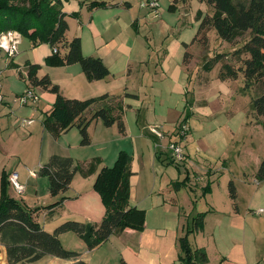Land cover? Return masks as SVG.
Returning a JSON list of instances; mask_svg holds the SVG:
<instances>
[{
	"label": "crops",
	"instance_id": "obj_1",
	"mask_svg": "<svg viewBox=\"0 0 264 264\" xmlns=\"http://www.w3.org/2000/svg\"><path fill=\"white\" fill-rule=\"evenodd\" d=\"M95 1L106 3L107 7L91 9L90 3ZM132 1L63 0V11L68 15L66 18L69 25V30L67 31L68 40L71 41L76 37L80 38L84 56L98 57L103 60L111 72L104 80L89 81L79 64L65 67H48L45 64V60L54 53V49L49 44L33 46L31 41L30 43L27 42V44L21 42L20 46L24 45V47L22 51L21 47H19V53L14 58H9L6 54H4L5 56H0L2 62L5 63V66L2 65L0 67V80L5 96L3 104L0 105V176L3 171H6L8 175L14 172L18 173L20 182L26 186V193L19 195V197L15 196L16 192L10 187L9 194L11 197L25 203L29 208L45 207L59 201L60 196H51L49 185L46 192L44 191L46 195H44L43 190L40 191L37 188L38 182L41 181L39 179V171L49 161L51 156L60 155L65 157L69 155L59 151L64 149L59 144L61 139L56 140L58 142L56 145L58 146H53L55 140L47 132L42 123L45 114L51 112L56 102V94L41 88H35V92L40 97L38 104L21 106L14 101L15 97L23 94L28 88L26 81L28 73L27 64L40 65L39 77L48 75L52 82L59 86L61 94L66 98L87 100L105 94L110 96H125V94L137 96L123 98L125 106H129L125 110V115H122L125 134H121L117 124L107 128L112 130L117 127L118 133L124 137H128L131 134L133 143L130 145L131 149H128V151H132V154L126 151L132 156L131 169L133 176L130 179V207H137L146 211L147 222L145 229L143 231L126 229L120 234L111 236L107 242L92 251L88 249L85 242L75 233H64L59 237L62 245L69 251L79 253L80 256L78 258L67 260L48 256L38 262L28 264H78L79 262H85V264H175L178 254H173L174 248L170 246L167 240L170 232L163 224H159L158 221L151 219V215H157L158 217L160 212L167 211L170 205L173 204L178 207L180 212L179 216H182V218L188 216L187 214H194L193 216H195V214L206 213L204 229L200 232L190 234L189 241L193 248L206 250L209 258L207 264H264V182H259L256 178L259 166L264 157H255V168L252 172H249L247 166L231 172L230 165L232 156L228 154L230 157H226L224 166L220 169L222 176L228 175L226 178V187H224L225 182L222 184L224 195L219 194L216 189V183L214 182L204 192L202 196L204 198H199L198 195L202 191H205V187L202 190L199 187L198 189L196 187V189L190 187L188 185L190 177L187 175L184 184L188 186V192L194 196H192V202L189 200L190 204L185 206L184 203L176 199L174 193L172 194L170 192L171 181L167 183V187L164 189L163 184L158 182L157 177L149 176L148 181L146 180L147 195L144 197V201H138V192H141V188L144 186V181H142L140 174L144 168H148L145 162V155L140 153L138 141L146 137L153 139L155 151L154 165L157 166L156 170L158 169L161 173L164 171L162 166L158 164L160 161L165 165L172 163L179 174L182 173L181 167H183L179 166L181 163L176 162L172 154L170 155L171 152L169 153L167 147H165V140H167L168 133H165L166 139L161 140L147 132V125L152 124L151 122H147V116L149 119L151 110L149 109L145 115H142L144 102H146L145 99L143 100V96L147 95L143 88L148 87L153 81L154 72L158 74V72L161 73L163 71L166 74V76L162 74L165 81L171 80L173 83L171 94L187 97L191 93L190 80L196 68H194V65L198 63L196 62L197 58L190 51L197 44L194 41L196 36H194L190 43L187 39L176 37L168 45H165L170 39V36H155L156 34L154 32L153 36H148V39L153 38L155 46L163 45L164 48L163 53L161 55L158 54L157 62L151 59L154 54L152 50H147L146 52L136 51L134 45L129 44L130 36L128 39L126 36L122 37L123 31L119 28V24L125 16L127 20L126 24L129 27H136V25L139 26L140 24V19L143 14L140 16L139 13L137 15L135 13L124 15L129 14L135 8H133L134 3ZM157 1L159 3L158 10H160L163 8V0ZM168 1L171 5V0ZM143 3L144 0L139 1L142 9L140 10L141 13H144L146 9V7L143 8ZM147 8L151 11L149 7ZM73 13H78L79 17H72L71 14ZM153 14L154 12L150 14V17ZM22 37L21 41H23ZM185 44L188 45L187 48ZM178 53H183V61L181 64H176L173 67L171 59ZM186 53L191 55L188 64L185 63ZM11 73L18 74L20 79L25 82V86L19 90L16 89L15 79H12V77L9 78ZM210 73L205 72L206 75ZM147 74L149 78H147ZM169 75L171 76L168 77ZM121 77L125 78V81L120 86ZM201 78H204L207 82L202 83L197 81L199 84L207 85L209 83V78L204 76H201ZM149 87L152 88V86ZM194 103L195 101L190 103V105L193 107ZM200 105H207V103L206 101H201ZM200 111L202 113L204 112V110ZM128 112L135 113L137 117L136 126L133 121L131 122V119L129 121ZM230 113L232 115L234 114V112ZM184 114L181 119H185ZM203 114L206 115L204 116L206 119L211 118L208 117L210 112ZM23 119H32L33 123L28 126H23ZM181 119L177 122V129L181 124L186 123L184 122L186 120L183 121ZM263 120L262 124H264ZM186 124L190 127L189 139L192 138L191 135L194 129L197 131L205 130L203 125L194 119H189ZM243 124L244 126L250 124V127L254 125L249 122V119L244 120ZM73 129L63 134V136L69 134ZM134 130L137 131V136L133 134ZM229 130L234 133L231 129ZM101 132L105 133L106 130L101 129ZM34 138L35 143L30 144L32 141L30 139ZM169 138L170 142L174 140L171 139V136ZM188 138L186 140L187 143L185 142L187 144V151H189L188 144H190ZM37 139L40 140L39 149H36ZM25 143L29 146H24L23 150H21V145H25ZM107 143H109L108 140L103 142V145L105 146ZM116 143L117 141H113V145L110 147L111 158L113 157L112 163H107L103 157H96L101 159V164L98 167L99 170L103 167H113L120 152L125 151L121 147H118ZM17 144L18 146L16 148ZM195 146L197 145L193 142V145L190 146L192 148L191 152L196 151L197 153L202 151L198 147L194 149ZM231 152L234 155L236 154V151ZM34 155L37 156V159L35 163H32ZM164 155L167 156L170 162L165 161L167 159ZM73 159L76 161L75 158ZM76 162H79L82 167L86 168L91 160H77ZM195 163H192V165ZM198 170L200 171V168ZM97 174L98 172L89 177H84L80 172L76 173L70 190L64 195L67 199L62 205L57 208L43 209L39 212V221L47 232L53 233L58 226L66 221H78L82 223H100L102 221L106 213V208L102 203L100 195L94 189ZM199 174V172L196 173L197 178L194 181L198 186H203L201 180L198 178ZM171 180L174 182L181 180L180 175L172 177ZM230 182L235 184L237 190L236 201L230 198ZM30 184L35 186V192L30 191ZM213 194L220 195L222 199L220 201L215 199ZM43 195L44 197L50 196V203L45 204L46 201L44 205H40V198ZM146 201H149L150 205H146V209H144L142 207H144ZM217 201L221 204H218ZM209 219H213L214 227L212 228L208 226ZM184 228L183 224L180 236L185 233ZM180 236H178L179 239L181 238ZM193 241L197 242L196 246L192 243ZM175 244L177 245V240ZM211 251L216 252V254L212 255ZM0 264H9L7 250L1 242Z\"/></svg>",
	"mask_w": 264,
	"mask_h": 264
},
{
	"label": "trees",
	"instance_id": "obj_2",
	"mask_svg": "<svg viewBox=\"0 0 264 264\" xmlns=\"http://www.w3.org/2000/svg\"><path fill=\"white\" fill-rule=\"evenodd\" d=\"M148 1V0H147ZM214 8V15L203 17L199 31L194 39L200 41L204 48L209 45L207 34L198 36L207 29H214L218 37L232 42L243 34L249 33L250 39L236 51L237 55L246 54L244 66L235 70L231 65L222 64L218 78L222 81H236L239 74L245 77V90L252 81L264 75V0H199ZM179 0H171L170 12H176ZM107 7L104 2H91L90 8ZM79 17L78 13L71 14ZM67 13L63 11V0H0V33L14 30L26 36L33 46L49 44L54 53L48 56L45 64L48 67H65L79 64L89 81L104 80L110 75L101 58L86 57L83 54L81 39L76 37L69 41L66 21ZM187 48L188 45L185 44ZM55 49L57 52H55ZM191 55L185 54V63L190 62ZM223 54H217L207 61L203 68L212 72L221 63ZM26 81L27 89L41 88L56 94V102L49 114H45L42 123L47 132L55 139L78 128L81 145L89 146L91 137L89 127L95 120H101L106 127L118 125L121 134H125L122 119L126 108L123 98L137 97L110 96L108 94L87 100L70 99L61 94L58 85L46 75L39 77L40 65L28 63ZM16 67V66H15ZM253 107L258 116L264 119V93L256 97ZM100 158H94L86 168L71 157L53 155L40 168L39 175L49 179V190L53 197L60 196L55 204L45 207L29 208L9 194L10 181L8 173L1 175L0 194V242L7 250L9 264L35 263L51 256L61 259H76L79 253L69 251L61 243L60 235L75 233L85 242L90 251L107 242L111 236L120 234L126 229L143 231L147 222L145 210L130 207L132 156L121 151L113 167H103ZM80 172L89 177L98 172L94 183L95 191L100 195L106 208L100 223H82L66 221L53 233L47 232L39 221V212L43 209L57 208L67 199L64 196L71 188L74 176ZM257 181L264 182V159L256 174ZM185 183V181H184ZM178 184V183H177ZM229 194L233 201L237 199V190L233 182L229 183ZM206 213L198 214L193 219V227L187 229L186 235L179 239L183 264H207L209 258L205 249L193 248L189 236L204 229ZM78 264H85L79 262Z\"/></svg>",
	"mask_w": 264,
	"mask_h": 264
},
{
	"label": "rangeland",
	"instance_id": "obj_3",
	"mask_svg": "<svg viewBox=\"0 0 264 264\" xmlns=\"http://www.w3.org/2000/svg\"><path fill=\"white\" fill-rule=\"evenodd\" d=\"M139 1L140 0L132 1L134 3L133 8H135L129 14H124L130 15L131 13H135L137 15L139 13V16L143 14L142 18L140 19L139 26L136 25V27H129L126 24L127 20L125 16L123 21L119 24V28H121L123 31L122 37L126 36L128 39V37L130 36L129 44L134 45L136 51L146 52L147 50H152L154 54L151 59L152 61L156 62L158 61V54L161 55L164 51V48L163 45L155 46L153 38L148 39V36H153L154 32L156 34L155 36H170V39L165 45H168L176 37H180V39H187L190 43L199 31L202 18L206 16L211 17L215 12L213 7L207 5L206 3L200 2L199 0H179V9L176 12H170L168 8L170 7L169 1L163 0V8L158 10L160 11L159 14L157 11L156 13L154 12V14L150 17V14H152V10L150 9L151 11H149V9L144 6L143 8L146 7L145 12L141 13L140 10L142 9ZM145 16L146 18H144ZM205 34H207L209 39V45L207 46V48H204L202 43L198 41V43L194 45L190 50L191 53L197 58L196 62L198 64L194 65V68H196L193 73L192 79L190 80L191 93L188 94L187 97L177 94H171V87L173 86V83L171 80L165 81L164 76H166V74L163 71H161V73L158 72V74H156V72L153 73V81L149 85L152 86V88H150L148 85V87L143 88L147 95L143 96V100L145 99L146 102H144L142 115H145L149 109L151 110L149 119L147 116V122H151L152 124H150L149 126L147 125V132L154 136L150 132V128L157 127L164 133H168V137H166V135L164 134L167 138V140H165V147H167V150L170 142V136L172 137L171 139H179V142L182 144L185 151L186 158L184 161L179 162L181 163L179 164V166H183L181 167V174H179L178 170L172 163H169V166V164L165 165L162 162L164 164L163 165L161 161L159 163L157 162L163 168L164 172L161 173L158 169L156 170L157 166L154 165L155 151L154 143L152 141L153 139H151L150 137H146L143 140L141 139V141H138L140 153H143V155H145V162L148 166V168H144L140 174L142 181H144V186L143 188H141V192H138L139 202L144 201V197H146L147 195L146 192H148V190L146 188V182L148 181L147 179L149 176L157 177L159 180L158 182L160 184H163L164 189L167 187V183L171 181V186L169 188L170 192L172 194L174 193L176 199L184 203L185 206L189 205L190 202H192V196H194L190 192H188V186H185L184 184L187 175H189L190 177V182L188 183L190 187H193L194 189H198L199 187L200 190L205 187V191H202L203 193L201 192L200 195H198L199 198L203 196L204 192H206L208 187L211 186V184H213L214 182L216 183V189L219 194L224 195L225 193H223L222 184L225 182L224 187H226V178L228 177V175L222 176L220 169H222V167L224 166L226 157L232 156L230 165L231 172L237 171L245 166L248 167L249 172H252L255 168V157H264V124H262L263 118L261 119V117L257 115L252 102L256 97L264 93V75L260 79L252 81L249 85L248 90H245L246 80L242 72L239 74V79L236 81L223 82L222 80L218 79L222 64L231 65L235 70H240V68L244 66L243 60L249 58V56L246 54L237 55L236 51L242 48L245 42L250 39V34H243L232 42L221 40L214 29H207L205 32L199 34L198 36H204ZM22 40L23 41L21 42H24L26 44L27 42L30 43L29 38L26 36H23ZM19 47H21L22 51L24 45ZM2 52L3 51L0 52V56H5V53ZM217 54H223L221 63H218V66L210 74L206 75V71L204 70L203 65L207 61L214 58ZM182 61L183 53H178L171 59L173 67L176 64H181ZM2 65L5 66V63L0 59V67ZM170 76L171 75H169L168 77ZM201 76L209 78V83L207 85L199 84L197 82H207L204 78H201ZM10 77H12V79H15L16 89L19 90L23 86H25V82L20 79L18 74L11 73L9 78ZM147 78H149V76ZM124 81L125 78L121 77L119 85H123ZM194 101L195 103L192 107L190 103H193ZM201 101H206L207 105H200ZM200 110H204L203 113L210 112L208 117L211 118L206 119L204 117L206 115L203 114ZM230 112H234V114L232 115V113ZM183 113H185V119H181ZM214 116L215 118H213ZM128 118L129 121L131 119V122L133 121V123H135V126L137 125V117L135 113L128 112ZM179 119L183 121L186 120L184 121L186 123L189 119L197 120L203 125V128L205 129L203 131H197L195 129L193 130L191 135L192 138H188V141L190 143L188 144L189 151H187V144H185L186 141L183 142L182 137L178 133L179 128L177 129L176 127V125H178L177 122L179 121ZM247 119H249V122L251 124H254L252 127H250V124L244 126L243 121ZM101 129H105L106 132L102 133ZM229 129L234 131V133L230 132ZM89 133L92 140V143L89 146L81 145V135L78 128H74L73 131H71L67 135H62L59 144H61L64 149L59 151L65 153L66 155H69L65 157L75 158L76 161H92L96 157H103V159L107 163H112L113 157L111 158L110 147L113 145V141H117L116 145L127 152H129L128 149H131L130 145H132L133 143L131 134L128 137L121 136L118 133L117 127L116 129L110 130L105 127L101 120H95L91 123L89 127ZM133 134L137 136L138 133L136 130H134ZM30 140H32L30 144L35 143V138ZM107 140L109 141V143L104 146L103 142H106ZM39 142L40 140L37 139L36 149H39ZM54 142L55 143L53 146H58L56 145L58 144V142H56V140ZM193 142H195L197 145L194 147V149L198 147L200 150H202L201 152H191L192 148L190 146L193 145ZM17 146L18 144L16 145V148ZM21 146V150H23L24 146L28 147L29 145L25 143V145L22 144ZM231 151H236V154L234 155ZM131 152L129 153L132 154ZM171 154L172 153H170V155ZM228 154H230V156H228ZM35 156L36 155H34L32 163L36 162L37 156ZM82 158L83 160H81ZM188 159H190L189 162ZM165 161L170 162V160L168 159ZM192 163L195 164L192 165ZM195 165L197 166L195 167ZM198 168H200V171L198 170ZM197 172L200 173L198 178L201 180V184L203 186H198V184L194 181V179L197 178ZM177 175H180L181 180H177L176 182L171 180L172 177H176ZM39 179L41 181L38 182L37 188L40 191L43 190L44 193V191L46 192V189H48L49 180L46 177L42 176H40ZM10 187H12L11 184ZM34 187L35 186H33V184H30V191L35 192L36 188ZM44 195L46 194L44 193ZM44 195L40 198V205H44L46 201L47 202L45 204L50 203V196L44 197ZM15 196L19 197V195H17L16 193ZM213 196L219 201L222 199L218 194H213ZM168 203L170 204V202ZM217 203L221 204L218 201ZM146 205H150L149 201H146L144 203V207L142 208L146 209ZM179 213L180 212L178 210V207L173 204L170 205L167 211L160 212L158 214V217L157 215H151L152 220H156L159 222V224H163L170 232L167 240L170 243V246L174 248L173 254H178V260L176 259L175 264L182 263L180 260V256L183 253L180 247L178 236H180V234L182 233L183 224L185 227V233L180 237L185 236L187 229L193 227V218L197 215L195 214V216H193L194 214H187L188 216L182 218V216H179ZM208 222L209 228L214 227L213 219H209ZM176 240L177 245L175 244ZM192 243L195 246L197 245V242L193 241ZM211 254L215 255L216 252L211 251Z\"/></svg>",
	"mask_w": 264,
	"mask_h": 264
},
{
	"label": "built area",
	"instance_id": "obj_4",
	"mask_svg": "<svg viewBox=\"0 0 264 264\" xmlns=\"http://www.w3.org/2000/svg\"><path fill=\"white\" fill-rule=\"evenodd\" d=\"M143 6L149 7L152 12H157L159 3L157 0H148ZM21 44V34L14 30H9L0 33V50L3 51L9 58H14L19 52V46ZM55 52L57 50L55 49ZM3 85L0 80V105L4 102ZM14 101L21 106L36 105L40 101L39 95L33 89H27L23 94L14 98ZM33 123L32 119H23L22 125L28 126ZM150 132L159 139L165 138V133L157 127H151ZM190 127L184 123L179 126L178 133L182 137V141L185 142L188 138ZM168 150L172 153L174 160L182 162L185 160V151L179 139H175L169 143ZM12 188L18 195H23L26 192V186L19 180L18 173H12L9 177ZM260 212V211H259Z\"/></svg>",
	"mask_w": 264,
	"mask_h": 264
}]
</instances>
